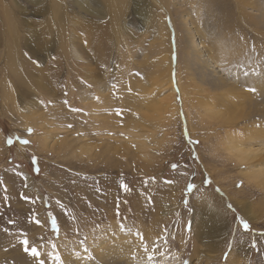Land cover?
<instances>
[{
	"label": "rangeland",
	"instance_id": "1",
	"mask_svg": "<svg viewBox=\"0 0 264 264\" xmlns=\"http://www.w3.org/2000/svg\"><path fill=\"white\" fill-rule=\"evenodd\" d=\"M263 156L264 0H0V264H264Z\"/></svg>",
	"mask_w": 264,
	"mask_h": 264
},
{
	"label": "snow or ice",
	"instance_id": "2",
	"mask_svg": "<svg viewBox=\"0 0 264 264\" xmlns=\"http://www.w3.org/2000/svg\"><path fill=\"white\" fill-rule=\"evenodd\" d=\"M252 90L254 91V89H252ZM29 131H30V130H29ZM23 142H24L25 144L28 143V141H23ZM188 188H189V190H192V189L195 188V185H194V184H190V185H188ZM242 223H243L244 228L247 229V228H248V224H247V222H242ZM26 242H27V241H26ZM31 251H32L33 256L37 255V249H36V248H32Z\"/></svg>",
	"mask_w": 264,
	"mask_h": 264
},
{
	"label": "bare ground",
	"instance_id": "3",
	"mask_svg": "<svg viewBox=\"0 0 264 264\" xmlns=\"http://www.w3.org/2000/svg\"><path fill=\"white\" fill-rule=\"evenodd\" d=\"M170 97V96H169ZM153 99V98H152ZM167 101V100H166ZM168 102V101H167ZM156 104V103H155ZM167 104V103H166ZM169 105V104H168ZM263 158H264V156H263Z\"/></svg>",
	"mask_w": 264,
	"mask_h": 264
}]
</instances>
